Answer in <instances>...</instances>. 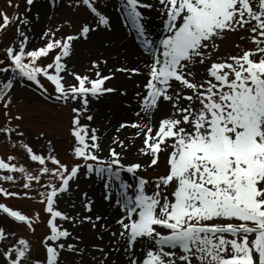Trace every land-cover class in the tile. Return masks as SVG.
I'll list each match as a JSON object with an SVG mask.
<instances>
[{"label":"snow or ice","instance_id":"obj_1","mask_svg":"<svg viewBox=\"0 0 264 264\" xmlns=\"http://www.w3.org/2000/svg\"><path fill=\"white\" fill-rule=\"evenodd\" d=\"M6 3L13 12L0 9V34L15 31L0 50V137L30 164L0 156V198L36 201L46 219L0 202V215L31 234L0 224V264H264V0H43L35 14L38 0L23 12ZM63 7L82 10L83 22L61 35L71 19L48 25L34 46L41 12L51 20ZM118 29L139 42L140 58L109 67L101 52L77 70L76 42L102 36L107 49ZM229 34L237 51L221 54ZM117 74L143 77L135 118L116 128L135 132L105 145L92 103L128 96L110 86ZM17 87L71 105V160L45 131L41 149L23 139L14 122L24 116L11 111ZM81 176L95 177L99 199ZM41 223L47 231L34 240Z\"/></svg>","mask_w":264,"mask_h":264},{"label":"rangeland","instance_id":"obj_2","mask_svg":"<svg viewBox=\"0 0 264 264\" xmlns=\"http://www.w3.org/2000/svg\"><path fill=\"white\" fill-rule=\"evenodd\" d=\"M13 3H19L20 11L21 12L24 11L25 0H13ZM40 4H43V0H38L37 5L33 7V14H35ZM0 9L8 11L9 14H12L13 12V9L7 6L6 0H0ZM43 15L44 14L42 11L41 18ZM152 16L153 18H156L155 13H153ZM44 18H45V22L43 26H40V29L35 32L37 38L34 41V46L39 45L41 43V41L38 38V35H39V32L44 27L48 25L55 26L57 24L63 23L65 19H71L73 22L72 28L69 29L67 26H65V28L62 29V33H58V35L67 33L69 31L74 32L83 22L85 17H84V13L82 10H72L67 7H63V8L57 9V14L54 15L51 20H49L47 16H45ZM158 25L160 27V21ZM14 31L15 29L13 26L7 32L0 34V50H2L3 47L13 38ZM126 39L130 40L131 43L135 47L139 43L138 41H134L131 35H128ZM86 42L87 41L80 40L76 42L75 44L76 53H75V56L73 57V60L76 63L77 70H82L83 68L87 67L90 59L95 58V56L99 54L98 52H96L95 54L90 53V51L84 46ZM238 42L240 41L238 40L237 34H229L227 39H225L220 44L221 54H225L229 52L235 53L237 51V49L235 48V44ZM248 46L250 47L251 45H248ZM136 49L138 48L136 47ZM81 52L84 55V59L81 61V63H78L75 60V57L78 53H81ZM47 87L49 88V92L53 91V86L50 87V85L48 84ZM127 90H128V96L126 97H122L118 93L109 94V95H106V97L109 99L111 95L120 97L121 105L123 108H127L129 106L130 107L135 106L134 108L130 110L131 112L130 114L131 116H129L130 118L129 117L124 118V119H132V117L135 118L133 116V111L136 108V100L133 98L134 92L136 91V89L134 88V84L131 90H129L128 87H127ZM100 102H101L100 100L93 101L92 103L93 110H95V106L100 104ZM70 107L71 105L62 106L59 102L45 100L43 97H40L39 93L35 91L34 88L17 87L13 93V103H12L11 111L13 114L19 112L20 114L24 116L23 121H15L14 123H20L21 128L25 132V136L23 137V139L26 142L30 143L34 149H41L42 147L46 145V141L44 139L37 138L40 131H45L47 134V137L53 140L57 150L60 153L61 158L64 160H71V156L69 154L70 142L72 140V137L69 133V123H70V116H71ZM121 121H117L111 127L110 134L112 133L113 130H114L113 133H117L116 128L119 126V123ZM3 123H4L3 108L0 107V125H2ZM93 126H94V122H93ZM128 129L130 128L123 129L119 133H122V131L124 130L129 131ZM131 130H132V133L135 132V130L133 129ZM119 133H117L116 135H118ZM114 136L115 135H113V137ZM9 154L17 156L18 160L22 163L30 164L22 148H20L19 146H17L16 148H13L5 141L3 137H0V156H3L6 158ZM129 158L131 159L134 157L130 156ZM162 170H163V165H161V169L159 171H162ZM152 174L154 173H152L151 170L149 171V173H145V175H152ZM79 183H80L81 188L86 191H89L91 188H97V193H98V190L100 191L99 183L95 182V177H93L91 180H86L84 179L83 176H81ZM90 185L91 187H89ZM5 186L8 187L9 185L6 184ZM13 190H16L15 186H13ZM149 191H151V189H149ZM89 194H90V191H89ZM99 196H100V192L98 193V199H99ZM0 202H7L10 206H14L25 212H29V210H41L42 219H46L44 213L42 212L43 206L37 203L36 201L28 200V199H8L7 201H4L3 198H0ZM68 203L69 202L67 201V198H65V200L61 201L60 207L67 209ZM77 204H79V201H77ZM0 224H8L12 226L13 228H15L20 234H25L29 236L31 235L26 232V229L24 228L23 225L13 224L10 219H8L7 217L3 215H0ZM46 231H47V228L45 224L43 223L39 224L37 226L34 240L42 237L46 233ZM34 249H35L36 254L43 256L42 249L36 246L35 243H34Z\"/></svg>","mask_w":264,"mask_h":264},{"label":"bare ground","instance_id":"obj_3","mask_svg":"<svg viewBox=\"0 0 264 264\" xmlns=\"http://www.w3.org/2000/svg\"><path fill=\"white\" fill-rule=\"evenodd\" d=\"M43 4H40L38 7L42 9ZM45 16L43 15L40 21L34 27V33L40 29V26H43L45 22ZM159 19L153 18L151 23V31L154 33H159ZM112 39V46L105 49L101 46V40H106L105 37L93 35L90 40H88L84 46L90 51V53L95 54L103 53L105 57L109 59V67H111L114 63L118 64L124 62L125 60L132 64L136 62L140 58V51L136 49V47L131 43L130 40L126 39L123 35L122 30L118 29L116 34L111 37ZM84 59V55L78 53L75 57V60L78 63ZM143 77H135L133 80H127L124 76L117 74V78L113 80L110 86H118V87H128L129 90L133 88V84L135 81H141ZM108 100V101H107ZM100 104L95 106V120L94 126H99L101 129V133L103 134V139L105 145L110 143L111 138L113 135L116 136L117 133L111 132V127L117 122L121 121L124 118L131 116L130 109L123 108L121 105L120 97L115 95H111L110 99L106 96L100 100ZM130 118V117H129ZM133 119V117H132ZM119 133L121 139L125 137H130L133 133L131 129H128ZM139 144V141H136ZM130 156H132L130 154ZM90 195L93 193L95 197L98 199V193L100 192L97 188H91ZM86 238H91V233H85Z\"/></svg>","mask_w":264,"mask_h":264}]
</instances>
